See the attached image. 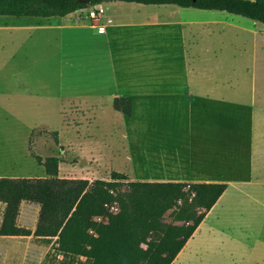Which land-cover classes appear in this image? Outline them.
<instances>
[{
	"label": "crops",
	"instance_id": "crops-1",
	"mask_svg": "<svg viewBox=\"0 0 264 264\" xmlns=\"http://www.w3.org/2000/svg\"><path fill=\"white\" fill-rule=\"evenodd\" d=\"M102 3L109 5L111 15L96 22L88 7L45 21L0 22V29L17 31L18 37L33 42L45 38V58L29 62L43 64L45 79L76 80L81 78L78 72L88 69L98 84L109 80L107 104L100 94L91 110L112 105L116 125L122 126L124 154L116 167L113 155L111 171L131 180L227 183L180 253L218 207L217 218L225 221L227 214L238 215L237 207L249 205L241 235L264 237V70L258 63L264 28L250 31L253 47L244 49L246 28L231 21L236 14L227 10ZM121 5L131 10H117ZM84 10L88 15H82ZM103 24L106 30L101 32ZM116 97L132 98L130 114L114 107ZM90 114L97 121L98 115Z\"/></svg>",
	"mask_w": 264,
	"mask_h": 264
},
{
	"label": "rangeland",
	"instance_id": "rangeland-1",
	"mask_svg": "<svg viewBox=\"0 0 264 264\" xmlns=\"http://www.w3.org/2000/svg\"><path fill=\"white\" fill-rule=\"evenodd\" d=\"M116 9L124 13L131 7L121 5ZM82 15H88V10H84ZM109 15L110 10L106 8L105 17ZM17 18L45 21L41 16L0 14V22L19 21ZM231 21L246 28L242 30V47H253L254 34L250 31H260L264 23L242 14H236ZM35 35H40L39 31ZM43 39L36 37L33 42L18 37L17 31L0 29V176H47L45 166L34 156L35 151L44 157L60 156L59 173L62 177L110 178L113 155L117 159L112 165L116 167L124 154L122 126L116 125L112 105L98 112L91 110L100 94L104 95L103 102L107 104L106 96L111 89L107 83L109 80L98 84L88 69L78 72L81 78L76 80L68 77L61 81L45 79L43 64L34 67L29 63L32 58H45ZM263 40L260 35L259 41ZM82 44L84 49L86 42L82 41ZM259 55L263 57L258 60L259 66H263L261 71L264 70V52ZM75 105H82L86 116ZM90 113L98 115V122L91 119ZM54 131L59 133L58 142ZM248 208L247 204L237 207L238 215L234 213L228 217L227 214L224 221L217 218L218 207L205 224L214 230L206 232L203 227L204 230L194 235L172 264H264V237L253 239L241 235L246 233L241 229L242 224L250 218ZM40 209L38 203L23 200L17 223L35 230ZM5 210L6 203L0 200V225ZM55 239L34 234L18 237L0 235V247L4 249V253H0V264H91L85 257L56 250L52 244Z\"/></svg>",
	"mask_w": 264,
	"mask_h": 264
},
{
	"label": "trees",
	"instance_id": "trees-1",
	"mask_svg": "<svg viewBox=\"0 0 264 264\" xmlns=\"http://www.w3.org/2000/svg\"><path fill=\"white\" fill-rule=\"evenodd\" d=\"M111 0H0V14L51 17ZM145 4L221 9L264 23V0H123ZM131 97L114 107L132 112ZM58 131H54L58 142ZM47 176H0L6 203L0 235L55 238V249L91 264H172L227 188L223 182L131 180L113 170L110 178L60 176L62 158L33 151ZM23 200L41 206L35 230L17 223Z\"/></svg>",
	"mask_w": 264,
	"mask_h": 264
},
{
	"label": "built area",
	"instance_id": "built-area-1",
	"mask_svg": "<svg viewBox=\"0 0 264 264\" xmlns=\"http://www.w3.org/2000/svg\"><path fill=\"white\" fill-rule=\"evenodd\" d=\"M105 12H106V8L103 5V3L94 4V5L90 6V8H89V16H91L94 19H98V18L104 16ZM108 21L112 22L113 19L112 18H108ZM105 30H106V25L105 24L99 25V31L102 32V31H105ZM24 201H26L27 203H34L35 204V202L29 201V200H24Z\"/></svg>",
	"mask_w": 264,
	"mask_h": 264
},
{
	"label": "water",
	"instance_id": "water-1",
	"mask_svg": "<svg viewBox=\"0 0 264 264\" xmlns=\"http://www.w3.org/2000/svg\"><path fill=\"white\" fill-rule=\"evenodd\" d=\"M90 1V0H89Z\"/></svg>",
	"mask_w": 264,
	"mask_h": 264
}]
</instances>
